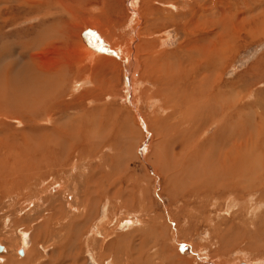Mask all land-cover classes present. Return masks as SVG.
<instances>
[{
  "label": "rangeland",
  "instance_id": "374dc122",
  "mask_svg": "<svg viewBox=\"0 0 264 264\" xmlns=\"http://www.w3.org/2000/svg\"><path fill=\"white\" fill-rule=\"evenodd\" d=\"M216 1L222 4L233 3L235 0H171L170 4L175 5V9L172 8L174 11L165 9L166 4H155L151 0H0V30L4 31L0 33V40L3 42L5 35L16 31L28 30L34 34L41 31L45 41H49V44L52 42L51 45L45 46L42 43L41 50H38L36 44L22 40L24 43L21 49L28 56L38 52L35 56H40L36 61H39L37 64L41 67H57L54 63L57 60L58 66L66 62L72 73L67 81L71 83L64 89L69 90L72 82L78 83L79 89L74 95L72 87L64 93L66 101L74 104L67 110L66 116L52 112L45 119H42L45 115L41 114L40 118L24 122L8 120L15 119L11 116L0 118V246L3 248L0 264L7 258L23 262L26 258H33L28 257L30 253L39 255L45 264L54 259L60 245L64 247L57 252L63 251L64 258L61 260L55 257L53 264H68L79 253L75 250L77 243L83 244V241L85 243L80 255H77V264H136L138 261L128 263L125 256L132 255L130 261H133L139 254L141 259L138 264H168L166 255L160 251L162 248L168 251L171 247L176 252L171 251L188 264H264V133L260 132L261 135L255 140L251 138L253 142L259 141L263 145V159L260 157V167L253 164L254 173L244 172L247 180H236L244 185L243 191H214L212 198L204 193L202 205L198 200L194 201V195L190 198L187 194V190H191L188 188V178L194 180V167L189 169L183 166L176 171H168L172 172L168 173L170 177L174 173L173 178L167 177L172 181V186L169 183L165 187L168 183L163 179L164 176L147 168L144 163H152L157 155L161 156L162 161H174L171 157L174 150L172 143L165 140L170 137L173 139L174 131L177 134L180 130L182 136L186 135L185 132L189 134L175 148L180 152L184 144L187 148L193 147L186 156L185 153L182 155L184 159H194V145L191 146L190 142L194 140V129L191 126H179L177 121V113H183V109L176 103L177 98L186 99L182 98V94L185 97L190 92L185 91L188 85L173 90L178 96L172 97L168 89L173 85L167 82L168 88L159 91V83L166 79L165 75L162 71L151 73L150 69L156 61V66H162L163 70L168 68L170 74L176 71V75L181 76L186 56L183 51L173 53L174 49L185 41L183 31L190 27L186 25L193 18L200 21L194 35L201 37V29L210 25L205 20L210 17L212 19L218 13ZM251 1L248 2L254 10L255 3ZM66 3L75 6L74 15H71L73 12L70 13ZM148 4L151 5L150 9ZM258 8L261 10L254 15L264 16L263 5ZM42 10L50 14L42 16ZM245 10L249 9L243 8L241 12ZM173 15L181 16L182 20L170 19L169 16ZM44 21L48 27L41 26ZM175 21L178 32H175L177 28L173 25ZM58 29L63 33L58 34ZM65 33L66 37L63 36ZM43 37L41 39L44 40ZM33 38H37L36 34ZM61 45L64 48H60ZM155 49L166 54L157 56L154 54ZM263 53L264 38H260L248 44L243 43L232 54H227L230 56L225 62L223 81H231L239 90L240 85L245 86L241 90L245 102L253 100L252 95L256 90H250L249 85L260 72L251 69L257 66ZM12 68L14 71L22 69L15 66ZM146 71L151 73L149 77ZM158 74L162 76L158 77ZM241 78L245 84H235ZM261 88H264V83ZM245 90L251 94L250 101L246 98ZM79 95H82L81 101L71 100ZM187 103L193 105L189 100ZM7 108L3 106L2 112ZM172 108L173 113L169 111ZM23 109L29 111L30 107ZM143 121L149 123L152 135ZM77 124H80L79 131L76 129ZM177 126L179 129H176ZM236 129L232 130L233 138L239 131ZM65 130L72 135L76 131L80 132L79 140L72 138L75 142H69V138L63 135ZM257 130L262 131L252 127L249 129L248 126L243 131L256 135ZM54 131L59 132L60 137L56 138ZM156 135L162 137L156 138ZM53 139L58 144L53 141L50 143ZM251 139H247L249 143L246 140L244 147L252 143ZM39 142L47 145L50 143V147L53 145L56 150L63 149L65 142L70 143L69 153H72L61 167L49 173L32 176L17 172L16 165L21 161L15 156L20 153L21 147L24 145L22 148L31 150L36 156L31 145ZM153 144H157V147ZM247 152L253 154L251 150ZM47 159L50 162L49 157ZM250 160L253 162L252 158ZM166 162L164 165L169 164ZM197 163L200 165L201 162L197 160ZM203 165L197 167L198 170H207ZM174 182L176 185L173 186ZM87 186L89 194L84 196L82 190ZM94 190L96 193H93ZM182 190L184 193L181 196ZM65 192L63 200L62 194ZM41 194L45 199L55 196L48 207L51 215H69L63 219L66 224L58 235L57 230L51 231V236L47 235L51 227L48 229V225L40 224L38 217L42 211L36 210V204L42 203ZM68 194H76L77 198L73 200L72 197L70 200L66 196ZM88 196L89 200L86 198ZM41 205L46 207V204ZM126 220L132 223L131 226L124 224ZM156 220L160 221L159 224L166 223L170 228L164 231L161 228V231L154 234L152 227ZM19 251L23 252L22 256H19Z\"/></svg>",
  "mask_w": 264,
  "mask_h": 264
},
{
  "label": "bare ground",
  "instance_id": "6f19581e",
  "mask_svg": "<svg viewBox=\"0 0 264 264\" xmlns=\"http://www.w3.org/2000/svg\"><path fill=\"white\" fill-rule=\"evenodd\" d=\"M151 1L154 2L155 4H166L167 7H165V9H168V10H171L172 8L175 9V5L170 4L171 0L169 2H167V0H151ZM175 1L176 0H174V2ZM219 1H221V0H219ZM248 1H251V0H248ZM248 1L235 0V1H233V3L224 2L222 4L220 2L216 1L217 2L216 8L218 9V13L215 14L212 19L210 17V18H207L205 20L210 25H206V28L201 29L202 34H201L200 38H197L194 35V31L199 27L198 25H199L200 21L194 20V18H193V20H191V22H189L186 25V26H190L187 30L184 29V31H183L186 39L184 38L185 41L184 42L182 41V43H179L175 47L174 52H173V53H177V52L181 53V51H183L184 55L186 56L185 66L183 65L184 72L181 71V76H179V74L177 76L175 73L176 71H173L170 74V71L168 72V70H167L168 68L166 70H163L162 66H156V63H157L156 61L151 66L152 69H150L151 73L152 72L153 73H155V72L160 73V71H162V73H163V75H165L164 77L166 79H164V81L162 83H159L160 84L159 91L160 90L162 91V89H167L168 88L167 82H168L170 85H173V87L171 86V89H168L170 91L169 92L170 94L169 93L168 94L171 95L172 97L178 96V94L175 95L176 91L174 92L173 90L177 89L178 87H182V85H188V88L185 87L186 89L185 88L184 89H185V91H190V92H188L185 97L182 94V98H186V99H183V100L180 99L179 100L177 98L176 103H178L180 105V107L183 109V113H177V114H179L177 121H179V123H180L179 126H181V125H183L182 127H190L191 126V128L194 129V134H193L194 140L190 141L191 146L194 145V159H189V158L184 159L185 157H183V155H182L183 153H185V156H186V154L189 153L193 147L187 148L184 144V147H183V149L180 150V152H177V149L175 148V147H179V143L181 142L180 140L183 139V137L185 139V137H187V135L189 134V133L187 134V132H185L186 135L182 136L180 134L181 133V130H180L177 132V134L174 131L173 139L171 137L170 138L168 137L169 139L166 138V140H165V141H167V143L169 142V144L172 143V149H174V150L171 152V154H172L171 157L173 158L174 161H172L170 163H169V160H168V162H166V160L162 161L161 156L158 157V155H157V157L155 158V160H153L152 163H149V164H147L148 162L147 163L144 162V163H145L147 168L154 170V172L157 173L158 175L162 174L164 176V178L163 177L162 178L165 180V182L168 183L167 185H165V187L169 186V183L172 182L168 178H173L172 175L174 174V173L171 174V177H170L168 175L172 172H168V171H176V169L183 167V166L184 167L187 166V167H189V169H190V167H194L193 168L194 169V175H192V173H191L192 179H194V180L191 181L190 178H188V181L190 182V183H188V184H190L188 188H191V190L190 189L187 190V194L190 196V198L194 195V201L198 200V202L201 203V205H202V202L204 200V198H203L204 193L209 194V196L212 198L211 195L214 191L216 193H218V192H225L226 193L228 191H232V192L243 191L242 189L245 188V187L243 188L244 185L241 182L236 181V180H240V181L247 180V179H245V177L247 175H245L244 172H246V173L253 172L254 173V171H252L253 164H257L260 167V163H259L260 157L263 159V156L261 154V152H263L261 150L263 145L261 146V143L259 141L253 142L251 138H253V140H255V138L259 134L261 135L260 132L264 133V116L261 115V114H264V88H261L263 83H264V53L258 59V62L256 63L257 66L251 69V71L260 72V75L257 76L256 80L251 79L252 81L249 85L250 90L251 89L256 90L255 93L252 95V98H253L252 102H245L244 92L243 93L241 92V90L243 88L245 89V86L243 87V85H240L239 86L240 90H239L238 88H236L234 86L233 83H231V81L230 82L229 81L228 82L223 81L225 62L230 56L227 54H232L233 51H235L236 48H239L243 43L248 44V43H251L252 41H254L256 39L264 38V16H263V14H262V16H260V15L255 16L254 15V14H257V11L262 9L261 7H260L261 9L258 8L261 4L264 7V0H261V1L260 0H253V1H251V2L255 3L254 10L251 9ZM148 2H150V1H148ZM67 5L69 6L70 13L73 12V14H71V15H74V12L76 10L75 6L73 4H67ZM76 5H78V7H79V3H77ZM150 8H151V5L148 4V9H150ZM243 8L249 9V10L248 11L245 10V11L241 12V10ZM63 9L66 10V7H64ZM12 10H13V8H12ZM171 11H174V10L172 9ZM64 12H66V11H64ZM165 12L168 13L167 11H165ZM260 12H262V11H260ZM67 13H69V12H67ZM45 14H50V13L46 10H42V13H40V15H42V16H44ZM67 15H70V14H67ZM169 18L170 19L175 18V19L179 20V19H181V16L178 17L177 15H173V16H169ZM201 21H204V20H201ZM176 24H177V22L175 21L173 25L177 28V30L175 32H178L179 29H178ZM183 25L185 26V23ZM41 26H44V28H45L46 26L48 27V24L46 23V21H44L41 24ZM41 26L39 28H41ZM209 27H210V29H208ZM207 29H208V32H207ZM2 31L3 30H0V33ZM32 32H30L28 30L27 31L26 30L21 31V32L16 31V32H12L8 35H5L4 36L5 40H3V42L0 40V107H1L0 118H5L7 116H11V117H14L15 119H8V120H12L15 122H24V121L32 120L34 118H40L39 115H41V114L45 115V117L42 118V119H45V118L49 117L48 114L52 113V112L53 113L56 112L63 117V116H66L67 110H69V108L72 105L74 106V104H71L70 101L67 102L66 99L64 98L66 95L64 93L66 91L69 92L71 87H72L71 90L73 92V95H74V92L79 90L78 89V83L75 84V82H72V86H70L69 90L64 89L65 87L69 86V84L71 83V82L67 83V81L69 79V74L72 73V71L66 66L67 65L66 62L63 64L61 62L60 66H58L59 61L57 60L58 62L57 61L54 62L55 66H57V67L52 66L53 67L52 68V67H47L46 65H44V67H41L42 65L40 66L39 64H37L39 61L38 62L36 61V59H38L40 57V56H35V55H37L38 52L36 54H33L32 56H28L26 54V52H24L23 48L21 49L24 41H27V42L31 41L33 44H36L37 46H35V48L38 50H41L40 48L43 46L42 43H44L45 46L51 45L52 42L49 44L48 43L49 41L48 42H47V40L45 41V38L43 37V35H41L42 34L41 31L39 33H38V31L35 32V34L37 36V38H35V39L33 38L35 34ZM59 32H62V31L61 30L59 31V29H58V34H59ZM66 34L67 33H65L63 36L66 37ZM29 35H31V37ZM40 36L43 37L44 40L41 39ZM51 39H52V37H51ZM22 40H24V41H22ZM36 41H37V43H36ZM60 44H62V43H60ZM61 46L62 47H60V48H64L63 45H61ZM55 49H57V47ZM170 53H171V51H170ZM154 54L162 57V55L163 54L165 55L166 52H163L162 50H159V52H158L155 49ZM15 59H17V60H15ZM161 64L162 63L160 62L159 65H161ZM132 65H133V63H132ZM13 66H15L17 68H22L24 70H22V69L18 70L17 69L18 71H14L12 68ZM134 66H136V65H134ZM148 70H149V68H148ZM148 72L146 74L147 77H149V74H151ZM130 73H132V72H130ZM160 75L158 74V77H160ZM151 76H154V75H151ZM141 78L143 79V77H141ZM242 79L243 78H241L240 80H237L235 82V84L236 83L242 84L243 81L245 82V80L242 81ZM150 81H152V79H150ZM156 82H158L157 79H156ZM243 84H245V83H243ZM182 90L183 89H181L179 91V93H181ZM153 91L154 90H152V92ZM246 91L247 90H245V92ZM172 92L174 93V95ZM246 93H247L246 98L249 100V98L251 97V94L249 92H246ZM159 95H160V93H159ZM81 97H82V95L75 96V98H72L71 100L76 101V102L81 101ZM158 97H160V96H158ZM169 98L172 99L171 97H169ZM170 99H168V100H170ZM188 100L192 102V104H193L192 106L187 103ZM166 103H168V101ZM3 106H7L8 108L2 112ZM29 107H30L29 111H28V109H23V108H29ZM154 107H157V105H155ZM166 107H168V106H166ZM169 111L171 113H173V108L170 109ZM43 121H45V120H43ZM143 122H144V124H143ZM143 122H142V124L145 125L146 128L150 127L148 122L147 123L145 121H143ZM184 125H186V126H184ZM247 126L249 127V129L252 127V128H255V130L258 128V129H261L262 131L257 130L256 135H252V132L250 133L251 134L250 135L249 133H246L243 131L246 129ZM79 128H80V124H77L76 129H78V131H79ZM234 128H237L239 130L235 138H233V135H232V132H233L232 130ZM148 129L150 130V133L152 135L151 128H148ZM176 129H179L178 126L176 127ZM68 131L70 132V129H68ZM68 131L65 130L63 132V135H65V137L69 138V142L73 143V141L75 139L73 140L72 138H76L77 140H79V138H80L79 135H81L80 132L76 131V134L72 135ZM132 131H133V129H132ZM191 131L193 132V130H191ZM67 132L69 134H67ZM58 133L59 132L54 131L53 135L56 138H58V137H60V135ZM42 137L46 138V136H42ZM103 137H104V135H103ZM158 137H160V135L157 136L156 138H158ZM5 139H7V138H5ZM247 139H251L252 143L247 144L246 145L247 148H246V147H244V144H245ZM95 140H96V137H95ZM161 140H163V139H161ZM52 141L56 142V143L58 142L57 140L53 139L50 141V143ZM39 143L31 145V146H33V148L36 151V156L32 153L31 150H29L27 148H22L24 145L21 147L20 153L15 156L16 159L21 161L19 164L16 165V168H18L17 172L25 173V174L29 173L32 176H35L34 174H36V175L37 174H44L48 171H52L53 169H57V168L61 167L64 160L67 157H69V154L72 153V152L69 153V144L70 143L65 142L66 145L64 144L65 146L63 145L64 148L61 150H56V148L53 147V145L51 148L50 143H49V145L45 144L44 142H42L40 144ZM153 143H155V142H153ZM248 143H249V141H248ZM262 144H264V143H262ZM154 146L157 147V144H155ZM72 147H73V145H72ZM128 148H129V146H128ZM147 150H148V148H147ZM152 150L154 151L155 149H152ZM250 150L252 151L253 154H251L250 152H249L250 154L248 152H247L248 154L245 153L246 151H250ZM137 151L139 153V149ZM141 154H142V152H141ZM152 154H151V156H152ZM157 154H158V152H157ZM141 156H143V155H141ZM177 156H179V158H177ZM47 157H49L51 163L49 162ZM151 158H153V157H151ZM251 158H252L254 163L250 160ZM197 160L199 161V163L201 162L202 164L200 163V165H198ZM148 161L151 162L150 158H148ZM248 161H249V164H247ZM165 162L169 163V164L168 165L165 164V165H167V166H165L164 165ZM193 164H194V166H193ZM203 164H206V165H203ZM202 165L207 170L204 169L205 171H200L201 168H200V170H198L197 167H201ZM257 167H256V169L259 168V167L258 168ZM261 168H263V165ZM202 169H203V167H202ZM256 169H253V170H256ZM191 170H192V168H191ZM175 175H176V173H175ZM24 179H25V177H24ZM252 179H254V178H252ZM251 181H253V180H251ZM174 185H176V183L173 184V186ZM171 186H172V183H171ZM259 186H260V184H259ZM184 188H183V190H184ZM63 190L66 191L65 188ZM95 190L93 191V193H96ZM176 190H174V191L176 192ZM183 190H182V193H180V195L184 193ZM256 191H258V189ZM66 192L62 194L63 200L65 199ZM177 192H178V190H177ZM179 192H181V191H179ZM82 193L84 196H87L89 194V186L83 187ZM105 193H107V195L109 194L108 192H105ZM18 194H19V191H18ZM43 196H42V194L40 196L42 198L41 204H46V207H42L41 204H36V210L39 209L42 211V214L38 217V219L41 220L40 221L41 225H44V226L48 225V229H50V227H51L50 231L46 232L47 235L51 236V231H53V230H57V235H58L59 231H61L63 229V227H65V224H66V223H64L63 219L65 217H68L69 215H67L65 213H63V214L58 213V216H56V217L53 216L56 213H53L51 215L48 207H49V204H51L50 202L55 198V196L51 195V199H45V196L44 197ZM66 196L68 198L70 197V200H72L73 198H74L73 200H75L77 198L76 194L75 195H73V194L69 195L68 194ZM58 197H60V196L58 195ZM220 197H222V195ZM86 198H88L87 200H89L90 197L88 196ZM35 201H36V199H35ZM54 209H56V208H54ZM75 211H78V210L75 209ZM34 217H35V214H34ZM20 218H21V216H20ZM123 222L125 225H128V226H131V224H132L131 222H129L127 220L123 221ZM159 222L160 221L156 220V222L154 223V225L152 227L154 234L156 231H161L162 229L164 231V229L170 228L166 225V223L159 224ZM176 226H177V223H176ZM80 232H82L81 228H80ZM159 233H161V232H159ZM39 234H40V232H39ZM57 235H54L53 237H56ZM84 243H85V241H83V244L80 242L77 243L75 250H78L79 253H77L75 255V257H73L71 259L70 263H68V264H77V255H80V250H82L81 248H83ZM140 245H142V243H140ZM140 245H138V246H140ZM68 246H69V244H68ZM61 247H64V246L60 245V247L56 250V252L54 251L56 254V256H54V259H55V257H58L61 260L64 258V252L63 251L57 252V251L62 249ZM171 250L175 251L176 249L172 248V247L169 248L168 249L169 253H168V251H164L163 248L160 251V253L162 252V254L166 255L168 264H188V263L184 262V259L182 260L179 255L176 256L174 254V252ZM2 251H3V248H2ZM2 251H0V253H2ZM139 251L141 252L140 247H139ZM170 251L173 253L171 254ZM19 252H21V254H19V256H22L23 252L22 251H19ZM125 254H126V252H125ZM52 255H54V254H52ZM31 256H33V258H31ZM131 256H129V255L125 256L128 260V261L126 260L128 263H130V262L133 263L136 261L139 262V258L141 259V256L139 254L136 258H133V261H130ZM28 257L31 259L26 258L23 262H18L16 260H14L13 258H7L4 260L3 264H43V261L41 260V257L39 255H33L30 253ZM120 257H122V256H120ZM52 258H53V256H52ZM59 259H58V261H59ZM53 260L51 262L48 261L45 264H53ZM185 260H187V259H185ZM68 261H69V259H68ZM252 261H253V259H252ZM258 261H259V259H258ZM138 262L136 264H138ZM123 263L124 262H122V264Z\"/></svg>",
  "mask_w": 264,
  "mask_h": 264
},
{
  "label": "water",
  "instance_id": "95a60500",
  "mask_svg": "<svg viewBox=\"0 0 264 264\" xmlns=\"http://www.w3.org/2000/svg\"><path fill=\"white\" fill-rule=\"evenodd\" d=\"M0 251H2V247H0ZM19 254H21V252H19Z\"/></svg>",
  "mask_w": 264,
  "mask_h": 264
}]
</instances>
